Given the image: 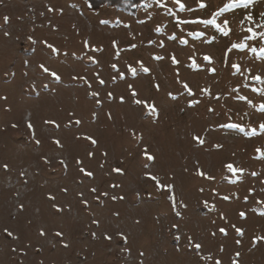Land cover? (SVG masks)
<instances>
[{"label":"rangeland","instance_id":"rangeland-1","mask_svg":"<svg viewBox=\"0 0 264 264\" xmlns=\"http://www.w3.org/2000/svg\"><path fill=\"white\" fill-rule=\"evenodd\" d=\"M231 2L0 0V264H264V0Z\"/></svg>","mask_w":264,"mask_h":264},{"label":"snow or ice","instance_id":"snow-or-ice-1","mask_svg":"<svg viewBox=\"0 0 264 264\" xmlns=\"http://www.w3.org/2000/svg\"><path fill=\"white\" fill-rule=\"evenodd\" d=\"M254 2H255V0H232V2L230 4L226 5V7H235L237 4H243L245 7H247L250 3H254ZM177 3H179V0H177ZM180 6H181V8L184 7V5H182V4ZM201 6L203 7L204 5H201ZM221 11H223V9ZM247 18L249 20L252 19V17L250 15ZM205 23L216 24V21L215 20H209V21H205ZM223 23L224 24H227L228 21L225 20ZM217 27L219 28L220 25H217ZM229 31H230V29H228L227 31H225L224 34L227 35ZM248 31L252 33L253 38L256 36V33L253 32V29L249 28ZM260 36H261L262 39H264V33H260ZM235 47L244 48V47H246V45L239 44V45H235ZM253 50L255 51V49H253ZM260 52H261L262 55H264V48H262L260 50ZM205 59H209V58L208 57H205ZM41 67H43V66H41ZM233 67H235L237 69V71H239V66L238 65H233ZM44 71L47 72L48 69L47 68H44ZM135 71H136L135 69H132L133 74H135ZM144 71H148V69H144ZM52 75H56V74L55 73H52ZM255 79L261 80V82L264 83V80H262V78L259 77V76L255 77ZM100 83L103 84L104 81L101 80ZM134 95H135V93H134ZM136 103L140 104V103H144V102L137 100ZM147 107H148L149 112L155 111V106L154 105L153 106H147ZM260 110L262 112H264V105L261 106V109ZM77 123H79V121H77ZM29 126H31V125H29ZM231 127H236V125H231ZM260 128L262 130H264V124H261L260 125ZM253 134H255V130H253ZM88 139H91V138L89 137ZM195 139L198 140V142L201 143V144L204 142L203 140H200L199 137H196ZM91 142L93 144L96 143V141L94 139H92ZM57 143H59V142L57 141ZM145 155H146V158L149 159V160H153L154 159V157H152L151 155H148L147 152L145 153ZM262 155H264V153H262ZM226 167L229 170V172H235V171H237V169H235L234 166L231 165V164L226 165ZM116 171L119 172L120 169H116ZM87 174L88 175H92L91 173H87ZM201 175H203V173H201ZM150 178L153 179V180H156V177H150ZM93 191H95V190L93 189ZM225 199H227V197H225ZM240 215L243 217L245 215V213L242 212V213H240ZM224 231H225L224 229H221V232H224ZM237 232L240 233L241 235L243 234V232H242L241 229H237ZM9 235H11V233H9ZM106 238L110 239V237H106ZM259 239H264V237H261ZM196 247L199 248L200 245H196ZM218 264H219V262H218Z\"/></svg>","mask_w":264,"mask_h":264},{"label":"trees","instance_id":"trees-1","mask_svg":"<svg viewBox=\"0 0 264 264\" xmlns=\"http://www.w3.org/2000/svg\"><path fill=\"white\" fill-rule=\"evenodd\" d=\"M94 6L99 7L102 4H108L114 7H126L133 12H135L138 8V5L142 2V0H93ZM94 7V8H95ZM170 202V199H168Z\"/></svg>","mask_w":264,"mask_h":264}]
</instances>
